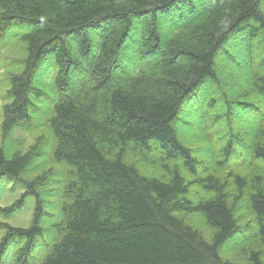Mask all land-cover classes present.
Here are the masks:
<instances>
[{
  "label": "trees",
  "instance_id": "obj_1",
  "mask_svg": "<svg viewBox=\"0 0 264 264\" xmlns=\"http://www.w3.org/2000/svg\"><path fill=\"white\" fill-rule=\"evenodd\" d=\"M6 185L0 264H264V0H0Z\"/></svg>",
  "mask_w": 264,
  "mask_h": 264
},
{
  "label": "rangeland",
  "instance_id": "obj_2",
  "mask_svg": "<svg viewBox=\"0 0 264 264\" xmlns=\"http://www.w3.org/2000/svg\"><path fill=\"white\" fill-rule=\"evenodd\" d=\"M163 27L165 28V26H163ZM13 43H14L13 40H11L9 42L10 45H12ZM12 48H15V47L12 46ZM3 51H4L3 54L7 57H16V54L13 52H6L5 50H3ZM129 51H134V49L130 48ZM235 53L240 55V57L243 59V53H241L240 50L235 51ZM241 67L244 70L247 69L249 67V61L248 62L244 61V64L241 65ZM55 73H56V69L54 68V66H52L51 60L49 58L45 59L41 64L40 73H39L40 76H43L45 78V82L49 84L50 81H52V79L54 78ZM234 92H235L234 88H231L230 93L234 94ZM188 113L189 112L185 113L186 118H188V124H186V125H188L187 128H193L194 129L198 125V123L194 122V120H192V119H195L196 116H195V114L190 115ZM241 117H242V115H241ZM180 129L182 130L183 128H180ZM186 133H187V135L189 134L188 132H186ZM37 134H39V133L29 134V133H24V132H16L13 134L12 139L15 142V144H17V142H20V143L24 144L25 147H27L30 144H33L34 139L37 136ZM49 149H50V147H49ZM11 185H6L4 187H1V189H0L1 195L5 198L4 200H6L5 203L10 202L11 196H13L15 198L16 196H18L22 192L21 188H16L14 190H11V187H12ZM9 191H11L13 193H11ZM31 213H32V210H31V205H30V206H27V208H25L23 214L19 215L18 217L14 218L12 220H7V221L13 225L25 226L30 219ZM12 251H13V249H10L9 253L12 254ZM38 255L40 256V254L38 252H35V254L33 255V259H34L33 262H35L37 260ZM5 264H10V258L9 257L6 258ZM32 264H36V263H32Z\"/></svg>",
  "mask_w": 264,
  "mask_h": 264
}]
</instances>
